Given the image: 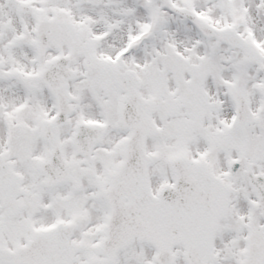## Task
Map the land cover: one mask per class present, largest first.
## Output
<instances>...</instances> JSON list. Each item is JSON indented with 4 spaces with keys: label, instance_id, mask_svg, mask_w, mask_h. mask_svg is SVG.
<instances>
[{
    "label": "snow or ice",
    "instance_id": "6c2138e0",
    "mask_svg": "<svg viewBox=\"0 0 264 264\" xmlns=\"http://www.w3.org/2000/svg\"><path fill=\"white\" fill-rule=\"evenodd\" d=\"M0 264H264V0H0Z\"/></svg>",
    "mask_w": 264,
    "mask_h": 264
}]
</instances>
